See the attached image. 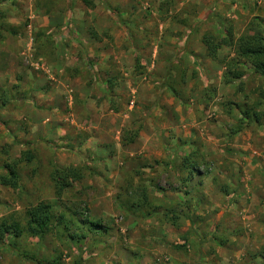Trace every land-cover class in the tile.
I'll return each instance as SVG.
<instances>
[{
    "label": "rangeland",
    "instance_id": "1",
    "mask_svg": "<svg viewBox=\"0 0 264 264\" xmlns=\"http://www.w3.org/2000/svg\"><path fill=\"white\" fill-rule=\"evenodd\" d=\"M86 1L0 4V175L18 162L21 180L0 186V222L49 203L87 241L18 243L69 264H264V108L239 111L264 78L225 44L264 0ZM55 168L83 177L61 198ZM0 264L31 263L0 244Z\"/></svg>",
    "mask_w": 264,
    "mask_h": 264
},
{
    "label": "trees",
    "instance_id": "2",
    "mask_svg": "<svg viewBox=\"0 0 264 264\" xmlns=\"http://www.w3.org/2000/svg\"><path fill=\"white\" fill-rule=\"evenodd\" d=\"M5 0H0L2 4ZM87 3L86 0H83ZM2 13H0L1 17ZM4 26H0V30H3ZM204 43L207 47L208 56L213 60H218V49L220 45L214 44L213 40L209 37L204 38ZM229 46H234L236 58L242 59L246 63L250 64L254 73L262 78H264V20L260 18H255L248 26L247 32L243 34L240 38L236 40L235 43H225ZM242 73L225 74V82L231 84L236 80L242 78ZM263 103H257L255 107L246 109L242 108L239 110L240 114L245 117V119H252L251 113L254 109L258 107L264 108V93L262 95ZM256 122L260 121L259 116L254 113L252 115ZM238 132V131H237ZM236 132V133H237ZM24 157V155H23ZM33 157L30 153L24 160L31 163ZM18 162L8 163L4 168V175H0V186L10 188L14 191H18L21 187L20 175L18 172ZM189 175L191 181H193L195 175H199L197 171L189 168ZM83 177L78 170L74 169H60L55 168L52 180L55 183V190L57 198H61L63 192L66 189L72 187V183L82 181ZM142 200L145 202H150L149 195L146 193L142 194ZM143 201V202H144ZM174 223V220H172ZM72 223L66 222V217L62 214L57 216L53 212L52 205L49 203L41 202L36 206L26 209L25 211V222L22 224L19 221L9 222L7 219H3L0 222V244H6L8 251L15 253L22 260L29 262L31 264H69L62 259L61 256H47L42 255L37 252H32L28 250H22L19 246L18 241L26 236L35 237L39 240V248L44 243L45 239L50 235H55V228L63 227V232H58L57 235L62 241L70 242L76 241L79 245L85 243L88 239V235L84 233L71 234L70 225ZM84 227L80 230H84L87 226L89 231L92 232L93 229L98 227L89 221V223L82 224ZM176 227V224H173ZM83 259L79 258L74 264H82Z\"/></svg>",
    "mask_w": 264,
    "mask_h": 264
},
{
    "label": "crops",
    "instance_id": "3",
    "mask_svg": "<svg viewBox=\"0 0 264 264\" xmlns=\"http://www.w3.org/2000/svg\"><path fill=\"white\" fill-rule=\"evenodd\" d=\"M5 115H7V113H5ZM58 129L59 128L57 127V125H55L54 123H52L51 128H49L48 131L56 132Z\"/></svg>",
    "mask_w": 264,
    "mask_h": 264
}]
</instances>
